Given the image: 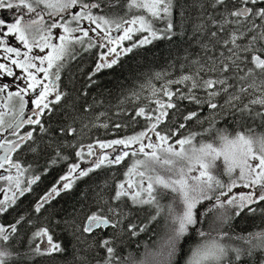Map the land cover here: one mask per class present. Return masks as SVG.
Returning a JSON list of instances; mask_svg holds the SVG:
<instances>
[{
    "label": "trees",
    "instance_id": "16d2710c",
    "mask_svg": "<svg viewBox=\"0 0 264 264\" xmlns=\"http://www.w3.org/2000/svg\"><path fill=\"white\" fill-rule=\"evenodd\" d=\"M160 1L171 8L174 16L151 21V32L158 37L99 73L95 72L92 59L90 65H79L81 61L76 60L61 69L63 100L54 113L42 116L30 138L20 146L28 153L18 158L24 175L22 187L36 180L20 198L7 208H0V264H130V257L141 263L142 256L152 254L161 236L168 238L161 264H264V198L245 205L233 191L219 196L218 192L205 190L194 198L196 204L188 222L182 210L183 196L180 199L181 182L173 181V187H168L164 180L157 181L143 172L150 183L148 195L140 193L134 197L120 190L135 161L129 156L114 165L101 166L75 179L69 188L48 196L69 170L66 168L76 163L83 146L96 140L97 148L99 142L127 138L140 133V129L154 127L156 134H165L167 143L179 144L176 155L149 157L164 174L187 183L190 178L180 171L182 167L189 170L193 164L205 166L210 153L205 154L203 148L210 152L212 146L240 135L250 140L254 151L261 153L264 148L262 104L249 105L238 100L230 107L213 110L197 105L196 130L183 132L173 127L176 122L172 104L162 109L147 98L148 93L140 92L163 62H183L190 54L209 61L210 82L225 83L230 92H238L254 80L264 82V0ZM139 2L96 0V16H101L106 25L118 28L143 15ZM242 6L251 8L246 18L234 13ZM167 23L172 24L171 28H167ZM192 23L202 31L189 34ZM22 25L16 36L29 49L46 28L27 22ZM14 30L12 27L10 32ZM11 38L16 43V37ZM4 45L7 56H20L18 49ZM237 46L246 49L238 51ZM222 61L225 63L221 64ZM241 69L244 73H240ZM136 92L144 94L139 101L131 99ZM6 95H11L12 104L21 106L22 99L15 93H5L0 85V107L4 106L1 100ZM95 105L96 115L92 114ZM141 106L147 119L138 111ZM99 110L107 121L103 128L97 126ZM163 114L167 119L161 123ZM8 115L12 116L3 118L10 120L16 116ZM6 128L0 127V133ZM182 152L188 155L185 159ZM138 168H142L141 160ZM261 181L264 185V179ZM136 186L139 189L138 181ZM92 218L107 220L109 225L87 230L86 223ZM40 236L49 239L51 251L40 250ZM224 241L230 243L222 244ZM210 243L217 244V249L212 246L210 250L218 257L206 261L202 258L204 251L200 250Z\"/></svg>",
    "mask_w": 264,
    "mask_h": 264
},
{
    "label": "rangeland",
    "instance_id": "374dc122",
    "mask_svg": "<svg viewBox=\"0 0 264 264\" xmlns=\"http://www.w3.org/2000/svg\"><path fill=\"white\" fill-rule=\"evenodd\" d=\"M139 3H141L139 7L143 11V15L133 21L121 24L122 28L118 34V39L112 41V44L118 45L129 42V45H141L148 43L151 39L159 36L158 34L151 32V21L153 19L157 21L163 18L168 19L170 14H172L171 8L167 7L165 2L160 0H140ZM53 6H55V4ZM47 10L53 12L51 8H48ZM30 24L36 25V28H46V31L42 32L43 34L31 44L33 49L29 51V45L27 43L22 41L19 43L16 36V27L12 26L15 28V31L13 33L10 32L12 27H7L8 23L4 22L2 17H0V39H3L6 44L18 49L20 58H22L17 67L11 63V56L4 60H0V85L5 93H15L20 99H23V97L25 98L29 90L35 86V84L31 82L32 77H37V75L47 67H51L53 70L55 64L60 59L59 52L62 50L63 44L85 40V44L102 45L105 43L100 39L104 36L107 37L112 35L113 31L117 28V26L106 25L107 23L99 15L96 16V21H85L80 30H74L71 22H67L63 28L56 32H52V30L54 31L53 27L55 25L51 27V19L48 17L47 20L38 18L36 21H31ZM138 34L139 36L135 39L134 36ZM11 37H16V43ZM235 48L238 51H245L246 49L243 46H237ZM42 75L45 76V74ZM254 81L258 82L257 80ZM259 84L260 86H264V82H259ZM250 86V90H257L256 83ZM144 89V94L148 93L147 98H151L152 101L156 102L157 106H160V89L156 84V80L153 83L148 84ZM23 92L24 94L20 95ZM10 97L11 95H6L3 96L4 99L1 100V104H4V106L0 107V115H2L0 116V127L6 126L7 128L5 130L11 127L12 123L18 116L17 113L20 108L18 103L12 104L13 102ZM251 103L254 105L262 104L264 106V98L262 96L255 97ZM10 113H15L16 116H14L13 119L11 118L8 120L7 118L12 116L8 115ZM6 115L8 117L3 118V116ZM5 130L1 131L0 134ZM156 132V129L152 127L150 130L142 131L138 135L128 136L127 138L116 141L112 139L111 141H105L106 143L102 142L97 145V147H101L103 150H108L111 147H116L114 149H117L118 147V150L112 153L111 159L119 158L120 160L129 156L133 157L135 160L120 185L121 191L127 192L128 195L131 196H138L140 193L148 195L150 192V183L144 179L143 172L153 175L157 181L164 180L165 185L168 187H173V181L176 183L181 182L180 189L182 195L180 194V199H182L181 196H183L181 202L182 210L188 222H191L192 220L196 204L194 198L196 197L197 199L198 195L200 196L202 191L205 190L218 192L217 194L219 196L227 195L229 192L233 191L234 195H237L242 201L246 202L245 205H248L251 201H257L264 198V185L261 181V179H264V148L261 153L254 151L250 145V140L241 135L235 139L227 140L219 146H212L210 152L209 148H203L204 151L206 150L204 152L205 154L210 153L208 158H206L205 166L197 165L196 167L195 164H193L189 170L182 167L180 171L182 176L188 175L190 178V183H187L183 182V179L176 180L169 174H164L162 168L155 165L158 163L151 157H159V154L176 155L180 150L179 144L175 142L167 143L166 138H160V133L156 134ZM186 152H189V149H187ZM95 153L97 154V151H92L91 157H89L84 163L77 164V166L72 167L71 170L69 169L65 176L60 180L57 188L55 190L53 189L48 196H53L58 190L69 188L78 174L82 171L83 166L86 165L87 161L92 157L95 160ZM187 156L188 155L185 152H182L181 157L185 159ZM140 160L142 164L141 169L138 168ZM162 172L164 178H161ZM23 177L24 175L20 167L10 171L9 168H2L0 166L1 209L7 200H10L17 192H19L20 188H23ZM212 178H214V180H211ZM137 181L139 182V189L136 188ZM177 233H179V231ZM3 235L4 234H2V236ZM167 239H164V236H161L156 240L157 242L155 243L150 256H145V258L142 256L141 263L139 260L130 257V264H161L162 260L165 259V257L162 256V252L164 249V242ZM229 243V241L222 242V244L226 245ZM39 245L40 250L43 252H48L53 249V245L49 243V239L45 236H40ZM216 245L217 244L210 243V245L202 248L200 250V252L204 251L202 258L208 261L212 259L214 260V256L218 257L212 252V250H210V247L212 246L214 249H217Z\"/></svg>",
    "mask_w": 264,
    "mask_h": 264
},
{
    "label": "flooded vegetation",
    "instance_id": "af4514ba",
    "mask_svg": "<svg viewBox=\"0 0 264 264\" xmlns=\"http://www.w3.org/2000/svg\"><path fill=\"white\" fill-rule=\"evenodd\" d=\"M55 4V6H53ZM51 8L53 12L47 9ZM170 8V7H169ZM174 14H170L169 18ZM0 17L3 21L8 23L7 27L15 26L16 30H21L24 23L30 24L31 21H36L38 18L47 20V17L51 19V27L56 32L63 28L67 22H71L74 30H80L85 21H96V0H0ZM172 24L167 23V28H171ZM193 28L188 30V33L198 34L202 31V28L197 27L196 23H192ZM122 26H119L113 31L112 35L104 36L100 40L105 44H85V40H78L72 43L67 42L63 44L62 50L59 52L60 59L55 64L53 70L51 67L45 68L40 72L37 77H32L31 82L37 84L33 86L31 90L26 94V97L22 99L17 117L24 115L26 123L16 131L15 133H8V129L0 134V146L8 145L13 142L21 141L19 146L13 151L8 159L0 163L2 168H9L10 171L20 167L18 158L27 156V151L20 150V146L24 144L25 140L30 138L33 128L38 126L41 122L43 115L54 113L55 108L59 106L64 98L61 93L60 81H61V69L68 67L69 64L75 63L74 61L80 60L79 65H90L92 60L95 63V72L109 68L110 66L119 63L121 59L130 54L134 49L143 47L141 45H129V42L124 44L114 45L112 41L118 39V34L121 31ZM15 31V30H14ZM0 60L8 58L3 51L5 41L0 39ZM70 45V46H69ZM32 50L33 48H29ZM29 50V51H30ZM8 52V51H7ZM195 56L191 55L183 62L174 61L163 62L161 68L157 71L156 75L152 79L148 80L142 87L140 92H144V87L150 84L151 81L156 80V84L160 89L159 105L162 109L172 104L174 110V120L176 124L173 126L183 132H194L196 127L195 122V108L197 105L208 106L209 109H218L219 107H230L235 104L234 101L241 100L244 104L252 105V100L255 97L262 96L264 98V86H260L259 82H252L248 86L241 87L238 92H230L227 89L225 83H215L213 85L210 82V71H208L209 61L199 60ZM92 59L91 61H89ZM11 63L17 67L20 63L19 57H12ZM220 64V61L216 62ZM225 63V61H222ZM172 65V68L170 67ZM240 73H244L241 69ZM42 74H45L43 76ZM47 75V76H46ZM256 83L257 90H250L252 84ZM242 86V85H241ZM245 90V91H244ZM24 92L20 95H23ZM144 94H141L143 96ZM135 97L131 99H139L140 94L135 93ZM139 113L144 114V119H147V113L143 106L139 107ZM102 111H98L99 117L98 127L103 128L107 123L105 119H102ZM91 113V112H88ZM92 114L96 115V105ZM167 119V115L160 116L159 121L164 123ZM30 129V132L28 131ZM142 132V130L140 129ZM138 135L139 132L133 135ZM160 138H165L164 133H160ZM102 143V142H99ZM106 143V142H105ZM112 148V147H111ZM109 148L103 150L101 147L96 149V140L92 144L83 146L78 153L77 161L72 165L70 169L77 164L84 163L92 155V151H97L94 158H90L86 165L83 166L82 171L75 179H78L89 172L100 168L101 166L114 165L120 160L119 158L111 159L112 153L118 150ZM1 154V151H0ZM83 156V158H82ZM69 171V170H68ZM66 171L65 173H67ZM65 176H61L60 180ZM31 180L26 187L20 188L19 192L15 194L10 200H7L2 207L7 208L14 200L20 198L25 191L29 188ZM60 182V181H59ZM59 182L52 187L50 192L57 188ZM64 190V189H62ZM49 192V193H50ZM57 191L54 193L56 194ZM53 194V195H54ZM96 218L89 219L86 223L87 230L96 229L94 227Z\"/></svg>",
    "mask_w": 264,
    "mask_h": 264
},
{
    "label": "water",
    "instance_id": "95a60500",
    "mask_svg": "<svg viewBox=\"0 0 264 264\" xmlns=\"http://www.w3.org/2000/svg\"><path fill=\"white\" fill-rule=\"evenodd\" d=\"M235 15L246 18L251 14V8L247 6L239 7L235 10ZM26 123V119L24 115H21L15 119V121L12 123L11 127L8 129V133H15L21 127ZM21 141L13 142L8 145H1L0 146V163L5 162L8 157L13 153V151L19 146ZM115 150V149H114ZM102 225L103 227H107L109 225L107 220H97L94 227H98Z\"/></svg>",
    "mask_w": 264,
    "mask_h": 264
}]
</instances>
